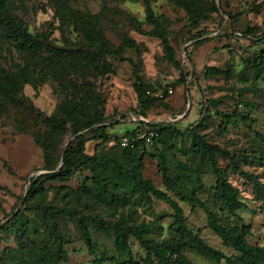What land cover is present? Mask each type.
<instances>
[{
  "label": "trees",
  "instance_id": "obj_1",
  "mask_svg": "<svg viewBox=\"0 0 264 264\" xmlns=\"http://www.w3.org/2000/svg\"><path fill=\"white\" fill-rule=\"evenodd\" d=\"M48 1L53 7L54 22L58 24L48 22L45 30L33 31L21 15L26 11L25 0H0V114L10 113L15 125L22 130L28 128L24 118L15 116L18 110L35 118L38 128L31 134L43 150V169L49 171L30 177L22 196V206L9 220L0 223V240L7 241L11 237L14 242L12 245L6 243L0 249V264L66 263L69 257L67 245L71 239L63 230V220L74 223L79 239L93 256V264H195L185 254L186 250L212 264H264V245L249 243L251 224L245 223L239 215L245 202L239 189L226 176L228 170L244 172L234 155L219 144L209 142L202 133L208 126V110L204 112V119L187 131L186 159L176 157L171 138L180 132L181 126L168 120L147 118L145 111L154 98L147 95L149 87L138 75L134 64V90L139 106V112L131 114V118H137L135 126L117 136L115 145L105 149L113 137L107 133L109 125L104 114L103 96L90 77L110 71L106 56L123 58L125 49H137L138 45L129 35L124 36L118 47L107 39L103 20L110 11V0H101V10L97 13L76 9L75 0ZM141 1L145 21L151 28L147 33L140 27L137 30L160 39L166 59L180 70L181 75L189 76V71L183 74L182 65L175 57L169 39V20L164 14L154 12L151 0ZM171 1L186 10L194 26L208 19L212 12L220 13L221 21L231 17L214 0ZM55 30L60 31L61 45L51 38ZM73 32L75 38L71 37ZM240 34L249 38L252 46L260 44L263 48L254 56L251 83H256L264 76V23L256 32L248 29ZM202 35L199 33L191 38ZM184 51L188 55L187 49ZM203 74L204 77L231 75L230 71L215 66H206ZM48 82L55 84L61 99L55 111L45 115L33 107L23 91L25 85L38 91ZM236 95L235 107L219 113L223 118L222 130L228 126L251 128L256 121L249 111L239 107L254 109L253 102L244 99V90L237 89ZM138 132L147 135L152 132L153 136L149 142L142 138L125 146L120 144L122 137L135 136ZM67 133L73 138L63 147ZM255 133L261 140L260 157H264V134ZM89 139L97 140L92 153L86 148ZM149 145H161L171 154L169 160L174 164V173L166 164L164 154L161 156L159 170L163 188H158L143 174L144 158L150 154ZM219 156L229 160L226 169L220 167ZM193 159L196 161L194 166ZM205 166L214 176L213 185H206L202 180ZM71 175L81 178V184L76 189L57 188L56 194L66 198L64 204L49 199V189L44 182L55 178L65 180ZM203 195L210 196L211 204L202 198ZM143 199L149 204L159 200L170 207L172 220L167 228L172 236L154 238L155 222L136 221L132 205ZM181 203L189 205L191 212L197 209L204 212L206 226L230 251L229 254L209 245L198 232L188 227ZM106 208L121 211L118 217L108 219L103 213ZM91 228L113 236L116 255L97 254ZM131 238L136 239L142 249L138 256L133 255ZM122 255L127 258L120 260L118 256Z\"/></svg>",
  "mask_w": 264,
  "mask_h": 264
},
{
  "label": "rangeland",
  "instance_id": "obj_2",
  "mask_svg": "<svg viewBox=\"0 0 264 264\" xmlns=\"http://www.w3.org/2000/svg\"><path fill=\"white\" fill-rule=\"evenodd\" d=\"M213 1V0H208ZM222 11L230 14L220 20V13L212 12L208 19L202 20L199 25L190 23L186 10L171 0H151L155 13L164 14L169 20V39L174 49L175 57L182 65V72H190L184 77L174 65L165 57L162 42L156 37L149 36L147 31L151 28L145 21V9L141 0H110V11L103 20L104 32L107 39L116 47L120 46L125 35L135 40L137 49H125L123 58L106 56L110 71L102 76H92L96 90L103 96V108L106 123L109 127L107 133L113 137L106 146L115 145L114 139L125 131L134 128L136 117L131 118L133 112H139L138 99L134 90L135 76L134 64L142 81L148 85L147 95L154 98L151 106L145 111L151 121L165 120L179 123L181 128L177 135L171 138L175 145L173 154L186 159L185 151L189 146L187 131L194 127L208 110V126L202 133L208 141L219 144L223 149L234 155L241 166L243 174L227 171L226 176L235 185L241 194L245 207L239 215L245 223L251 224V234L248 241L251 244L264 245V157H260L262 149L261 140L255 132L264 134V76L256 83H251L254 74V56L263 50L261 45L250 44V39L240 33L256 32L264 23V1L261 0H214ZM26 11L21 14L23 20L33 31L47 28L48 22H54L53 7L48 0H25ZM76 9L97 13L101 10V0H75ZM129 17H132V21ZM55 24H58L56 21ZM137 25V26H136ZM140 27L144 32L137 30ZM203 33L200 37L191 38ZM209 33V34H208ZM237 33V34H236ZM72 38L76 33L71 34ZM53 42L61 45L59 30L51 36ZM184 49H187L188 55ZM7 66L6 60L4 61ZM206 66L219 67L230 71V76L204 77ZM244 90V99L252 101L254 109L239 107L249 111L256 121L251 128L240 126L224 127L223 118L219 113H226L235 107L237 89ZM170 90V91H169ZM24 95L40 113L49 115L53 113L61 99L60 93L54 83H44L38 91L30 85H25ZM235 96V98H234ZM17 118L26 120L28 129H19L10 113L0 114V223L9 220L22 206V196L27 190L30 177L48 173L43 169V150L34 141L31 134L37 130L38 122L24 111L15 114ZM73 138L67 133L62 146ZM97 140L89 139L86 148L89 153ZM61 147V146H60ZM144 158L143 174L158 188H163L162 176L159 170L162 154L171 173H174L171 154L161 145H149ZM164 160V159H163ZM193 166L195 159L192 160ZM218 163L226 169L229 160L219 156ZM202 180L206 185L214 184V176L208 166L204 167ZM81 184V178L71 175L65 180L58 178L44 182L49 189V199L58 204H64L65 197L56 194L60 186H69L76 189ZM203 199L211 204L210 196L203 195ZM187 216V225L209 245L225 253L230 251L220 242V239L206 226L205 214L201 209L190 211V206L181 203ZM16 206V207H15ZM133 216L137 222L142 220L155 222L157 229L152 237L160 239L170 237L168 230L171 209L159 200L147 203L144 199L137 200L132 205ZM14 208V209H13ZM119 210L104 209L103 213L109 218H116ZM12 212V213H11ZM10 214V215H9ZM63 230L68 234L71 242L67 245L68 261L64 264H93V256L87 251L82 240L79 239L74 223L61 221ZM96 251L101 255H116L114 238L93 228L90 229ZM2 235V234H1ZM6 243L14 244L11 237L7 241L0 240V249ZM133 255L138 256L142 249L136 239L131 238ZM185 254L195 264H212L201 256L186 250ZM125 260L127 256H118Z\"/></svg>",
  "mask_w": 264,
  "mask_h": 264
},
{
  "label": "built area",
  "instance_id": "obj_3",
  "mask_svg": "<svg viewBox=\"0 0 264 264\" xmlns=\"http://www.w3.org/2000/svg\"><path fill=\"white\" fill-rule=\"evenodd\" d=\"M262 1H264V0H262ZM152 136H153L152 132H150L148 135L146 133H143V132H138L135 136H131V137L124 136V137H122L120 139V144L122 146H125L127 144H131V143L135 142V140H137V139H142V138H146V141L149 142Z\"/></svg>",
  "mask_w": 264,
  "mask_h": 264
}]
</instances>
